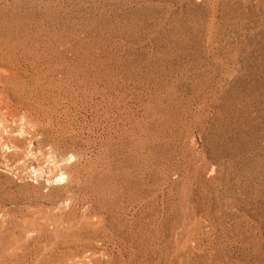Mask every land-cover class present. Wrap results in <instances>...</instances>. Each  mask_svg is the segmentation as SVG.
<instances>
[{
  "label": "rangeland",
  "instance_id": "obj_1",
  "mask_svg": "<svg viewBox=\"0 0 264 264\" xmlns=\"http://www.w3.org/2000/svg\"><path fill=\"white\" fill-rule=\"evenodd\" d=\"M0 264H264V0H0Z\"/></svg>",
  "mask_w": 264,
  "mask_h": 264
}]
</instances>
